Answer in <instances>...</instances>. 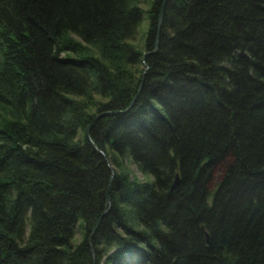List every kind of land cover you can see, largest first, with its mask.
Here are the masks:
<instances>
[{"label": "trees", "instance_id": "trees-1", "mask_svg": "<svg viewBox=\"0 0 264 264\" xmlns=\"http://www.w3.org/2000/svg\"><path fill=\"white\" fill-rule=\"evenodd\" d=\"M92 262L264 264V0H0V264Z\"/></svg>", "mask_w": 264, "mask_h": 264}, {"label": "water", "instance_id": "water-1", "mask_svg": "<svg viewBox=\"0 0 264 264\" xmlns=\"http://www.w3.org/2000/svg\"><path fill=\"white\" fill-rule=\"evenodd\" d=\"M162 15H163V3H162L161 9H160L159 14H158L157 26H156V37H155V44H154V49H153V50H155L156 47H157L158 33H159V28H160V23H161ZM146 54H147V53H144V54H143V59H144V57L146 56ZM145 69H146V68H145ZM142 82H143V78H141L140 85H139V87H138L137 92L140 90L141 85H142ZM132 101H133V100H132ZM132 101L130 102L129 107H130V105L132 104ZM117 113H118V111H106V112H101V113H96V114H94V116H93V118H92V122H91L88 126H86V128H85V130H84V139L86 140V142H87V143H88V144H89L94 150H96L99 154H101L103 158H105V156L102 154L101 151H99V150L96 148V146L92 143V141H91L90 138H89V129H90V127L92 126L93 122H94L96 119H98V118H100V117H102V116L115 115V114H117ZM106 161H107V166H108V168L111 170V167H110V164H109L108 160H106ZM177 182H178L177 175H175V176H174V179H173V181H172V184L170 185V188H169L170 191H172V190L176 187ZM108 206H109V199H108V192H106V195H105V208H106V209H105V210L101 213V215L98 217V219L96 220L94 226L92 227V229H91V231H90V233H89V236H88V238H87V244H88L89 246H90L91 237H92V235L94 234V232L96 231L97 226H98V224H99V222H100L102 216H103L104 213L106 212ZM205 237L207 238L206 234H205ZM91 254H92V251H91ZM92 258H93V256H92ZM92 264H93V262H92Z\"/></svg>", "mask_w": 264, "mask_h": 264}, {"label": "rangeland", "instance_id": "rangeland-1", "mask_svg": "<svg viewBox=\"0 0 264 264\" xmlns=\"http://www.w3.org/2000/svg\"><path fill=\"white\" fill-rule=\"evenodd\" d=\"M138 37H139V34L137 35V38H135V42H134V43H138V42H137V41L139 40ZM91 122H92V120H91ZM91 122H90V123H91ZM93 123H94V122H93ZM88 125H89V124H88ZM88 125H87V126H88ZM92 125H93V124H92ZM104 159H105V158H104ZM105 160H106V159H105ZM106 164H107V161H106ZM110 167H111V166H110ZM128 167H129L130 171L132 172V174H133L138 180H140V181L151 180V177H148V178H147V177H145L144 175H141L139 172H137V170L135 169L134 165L129 164ZM221 168H222V164L220 163V164L216 165V166L214 167V169H213V176H212V179H211V181H210V183H209V186H208V189H209L210 192L214 189L215 184H216V182L218 181V178H219V175H220V172H221ZM111 171H112V169H111ZM106 192H108V191H106ZM105 195H106V194H105ZM75 237H76V240L79 239V234L76 233Z\"/></svg>", "mask_w": 264, "mask_h": 264}]
</instances>
